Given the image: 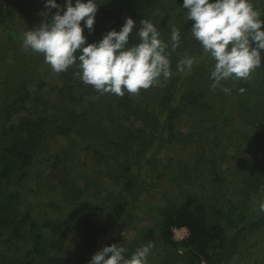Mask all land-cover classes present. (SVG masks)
<instances>
[{
    "label": "trees",
    "instance_id": "trees-1",
    "mask_svg": "<svg viewBox=\"0 0 264 264\" xmlns=\"http://www.w3.org/2000/svg\"><path fill=\"white\" fill-rule=\"evenodd\" d=\"M4 1L7 2V0H0V23L5 21L3 15L6 12L9 13L7 3H3ZM108 2L104 7H98L93 31L89 32L84 26V21H81L86 43L101 40L108 30L119 31L125 23L122 20L123 11H128V15L138 12L139 14L135 16L138 19L142 15L149 17L150 13L157 8L172 9L174 11L173 23L168 25L161 21L156 26L160 33L159 38L162 42L169 44L168 51L171 52V55L168 58L170 61L178 63L175 55L188 53L191 57L196 58V62L187 75H184L185 71H177V68L173 67L170 62L172 75L166 82L161 78L162 84L157 94L150 93L151 87L146 90L141 89L136 95L125 92L123 97L113 98L108 94L98 93L95 102H92L98 107L105 108L107 115H100V117L89 115L88 118L87 113L91 111L88 107H84L76 112L77 121L74 120L73 123L71 118L67 117L69 101L70 103L79 102L81 99L79 93L90 92L89 89L81 91L84 83L76 75L79 61H77V65L70 66L65 72L59 73L57 84L50 85L43 82V85L34 90L32 96L24 86L20 87V91L15 93L10 103L6 101L5 107L8 114L19 111L25 112V114L21 115L17 122L9 124L4 122L0 125V264H88L93 256L92 253H94L92 250L96 238L106 228L102 222V214L105 211L114 210L116 214L114 218L121 219L125 212L126 192L133 190L141 180L145 179V176H150L151 181L152 178L155 179L153 169L156 168L157 160L153 156V143L160 141L167 132H170L174 127L172 124L174 118H178L183 109L191 117L193 112L190 109L194 110L195 106L198 108L199 111H194L193 118L189 119L190 124L194 125L193 128H197L195 135L198 139L216 137L219 123L213 118L216 114L223 113L222 107L218 106L217 110L212 109L209 102L212 97L205 96L204 93L205 90H208L209 94L214 91L211 88L213 79L210 68L212 67L213 71L215 64L210 62L212 58L203 52L200 42L191 34L190 30L194 21H186L187 9L182 7L184 0H168L167 2L164 0H108ZM171 2L173 5L168 8L167 5ZM261 3L263 5L260 8L257 7V4L253 5L254 8L264 12V0ZM73 4H75V0H73ZM126 4L131 8L126 7ZM132 4L134 7L137 4L141 5H137L134 10ZM261 19L264 20V16ZM140 27V24L134 25L133 33L130 34V43L139 42L136 31ZM173 27L180 29L181 35L180 44L174 52L171 51V30ZM262 30H264V26H262ZM80 54L78 50L74 55L78 57ZM262 55L264 58V54ZM205 60H208L209 63L207 64ZM211 61L216 63L213 59ZM257 70L260 76L256 83L250 86L245 84L243 88H238V85L227 87L230 90L227 92L229 93L228 97L235 94L234 109H241V115L238 114L239 118L242 117L254 128L258 124L259 127L264 126V60ZM224 84L226 85V83ZM44 86L45 92H55L62 99H67L68 103L51 108L52 114L32 113L31 109L39 105L36 102L41 96L37 94ZM45 92L43 93L45 94ZM218 96L220 95L218 94ZM176 99L181 102H175ZM29 103L31 105L25 108ZM156 105H159L167 113L164 122L159 121L160 112L156 110ZM180 107L182 108L179 109ZM45 109L49 108L45 107ZM138 122L140 125H135ZM76 123L81 128V138L79 141H72L70 146L72 149L77 148L79 154L84 155H82L84 160L77 165V161L73 159L74 162L69 171L77 169L78 172H81L79 177L71 180L67 176L66 157L60 152L53 151L50 156L52 158L50 167L59 180V184L52 185L51 188L55 192H61L60 189H68L66 192H70L69 200H62L69 206L68 212L65 215L59 214V217L49 216L50 210L56 209L59 203L58 200H48L39 204L42 209L41 216H34L28 211L20 214L14 188L19 187L23 183L22 181L31 175L28 168L33 157L40 153L51 152L49 135L68 137L76 128ZM161 126L163 127L161 128ZM257 132L254 133L255 136L250 137L257 142V154H253V159L247 160L250 162L247 170L244 171L243 181L240 185V194L246 198L237 203L242 211H237L238 207L232 201H227L228 206L224 205L219 210H214V214L221 217L206 216L205 213L196 212L191 207L195 203V197L188 193L182 200L184 202L181 201V205L176 206L175 201H171L164 207L158 208L157 236L151 227L147 228L144 234L140 232L139 240L142 243L138 244L132 241L127 246L126 256L130 257L138 247L154 240L155 236L161 239L162 244L166 245L163 250L165 264H170L171 261H177L180 258L177 253L178 248L183 250V257L186 256L191 261H196L199 257L210 264H219L223 260L222 258L229 257L237 247L238 236L240 237L242 234L241 236L245 237L244 233L248 232L262 237L261 240L256 237L249 247L254 249L258 246V241L264 239V235L262 236L264 233L260 231V229L264 230V215L258 218L244 215L252 214V203L249 206H245V204L254 201L259 194V186L264 185V136H261L262 142H259ZM118 158H120L119 161ZM87 159L90 160L91 164L89 165L91 166L86 163ZM93 169L96 171L91 172ZM170 169L168 172L173 174L177 180H181L179 184L181 186L183 184L182 177L187 174L184 172L186 170L185 162L181 160L175 162L171 169L174 173ZM254 170L257 171V178L253 177ZM162 174L163 172L159 171L156 180ZM37 178L38 175H33L30 180L36 184ZM101 180L104 181L101 182ZM78 181L82 184H78ZM102 183H105V188L102 189L103 196L97 198L99 194L96 191L100 189L99 186L102 188ZM84 187H93L92 201L88 202L82 197ZM57 195L60 197L62 194ZM55 197H57L56 194L51 199H55ZM139 197L140 194L137 193V198ZM150 207L156 208L155 205ZM235 210L236 213L233 214ZM246 218L248 221L246 227L237 228L235 231L230 229L231 223L236 227L237 223ZM220 219H223V225H220ZM181 226L188 229V237L179 242L174 241L171 238V229ZM72 232L76 235L77 242L70 246L71 253L64 255V246L74 241L71 236ZM218 237L222 238V242L229 246L227 252H220L218 248L221 246L220 243L216 247V238ZM229 237L230 240L226 242L224 238ZM12 239L15 240L12 242ZM114 241L115 238L110 237L108 245ZM1 247L3 248L1 249ZM216 249L219 251L214 253L213 251ZM51 250L56 254L52 255Z\"/></svg>",
    "mask_w": 264,
    "mask_h": 264
},
{
    "label": "rangeland",
    "instance_id": "rangeland-1",
    "mask_svg": "<svg viewBox=\"0 0 264 264\" xmlns=\"http://www.w3.org/2000/svg\"><path fill=\"white\" fill-rule=\"evenodd\" d=\"M167 1L168 0H164V2ZM262 1L263 0H250V3L257 4V7L260 8L263 5V3H261ZM56 2L61 6V9L66 10V0H56ZM96 2L100 8L104 7L108 0H96ZM3 3H7V10H9V13L6 12V14L3 15L5 21L0 23V111H2L0 112V125L4 122L7 124L17 122L19 117L25 114V112L22 111L8 114V110L5 107L6 101L10 103L15 93L20 91V87L24 86L28 90V93H31L30 96H32L34 95V90L43 85V82L54 85L57 84L59 80V74L55 73L51 66L45 63L44 54L35 53L31 50L26 51L22 47L23 33L33 27H38L44 19L50 18L51 13H55L57 9H51L49 16L45 17L42 13L48 12V9L45 8L46 0H7V2L4 1ZM129 3L131 4V2ZM172 5L173 3L171 2L167 7L169 8ZM125 6L129 7L127 4ZM136 6L134 7L133 5L132 8L135 10ZM127 12L128 11H123V22L130 16L135 21V25H139L142 19H148L154 22L155 26L161 21L171 25L174 18V11L172 9L164 10L157 8L150 13L149 17L142 15L138 19L135 18V16L139 14L138 12H134L132 15H128ZM61 14H63V12H61ZM83 34H85L84 30ZM262 54H264V50H261V62L264 60ZM185 56L190 55L188 53L182 55L177 53L175 58H177L179 62V60ZM211 60L210 62L215 64V62ZM170 62L173 67L177 68V62ZM205 62H207V64L209 63L208 60H205ZM210 69L212 72V67ZM186 71L187 70H185L184 75L189 74V72ZM259 76L258 70L255 69L246 80L230 77L222 80L219 86H217L214 91H211V94H209L208 90L204 91L205 96L210 95L209 97H212V99H209L212 109L217 110L218 106L222 107L223 113L216 114L213 118V120H218L219 123L216 137L198 139L195 135L197 128H193L194 125L190 124L189 119L193 118V114H195L194 111H199L196 106L193 107L194 110L190 109V111L193 112L191 117L187 114L185 109H183L181 115L178 118L176 117V119L174 118L172 122L174 127L170 132H167L168 135L166 134L160 141L153 143V156L157 160L156 168L153 166L155 168L153 169L155 179L152 178L151 181L150 176H145V179L141 180L133 190L126 192L125 212L123 214L124 217L121 219L118 220L114 218L116 216L114 210H108L102 214V222L106 228L102 234L99 236L97 235L98 237L96 236V242L92 250L94 253L91 252L92 255L101 250L104 246H107L110 237L115 238L112 244L117 243L118 246H123L127 249V246H129L132 241L138 244L142 243V241L139 240V234H144L149 227L153 228L157 236L158 226L156 222L159 215L158 208L164 207L166 203H170L171 201H175V205L179 206L184 202L182 200L188 193L195 197V203L191 207L194 208L196 212L201 211L205 213L206 216L211 215L213 218L221 217L215 215L214 210L217 211L224 205L228 206L226 204L227 201H232V203L238 207L237 211H242V208L239 207L237 203L239 200L241 201L246 198L240 194V185L243 181L244 171L247 170L250 162L247 160L253 159V154H257L258 150L257 142L250 137L255 136L254 133L258 130L257 137L260 139L259 142H262L261 136H264V126L259 127L258 124L254 128L248 121H245L242 117L239 118L241 109H234L233 99H235V94L228 97L229 93H226L223 89L230 85H238V88H243L245 84L250 86L257 82ZM224 83H226V85ZM13 87L14 89H12ZM160 88L161 85H155L152 86L149 91L150 93L153 92V94H157ZM45 89V86L42 87L41 92L37 94L40 95L41 98L36 102V104L39 105L31 109L32 113L38 114L42 112L43 114H52L51 108L60 107L64 103H68L67 99H62L59 95L57 96L55 92H45ZM87 89H89L90 92L84 94L79 93V97L81 98L79 102L70 103L69 101V112L67 117L68 119L71 118L72 123L74 120L77 121L75 116L76 112L84 107H88L91 111L87 113L88 118L89 115H94L95 117L107 115L105 108L98 107L92 102H95L99 92L95 90L93 86L86 84L81 88V91ZM43 92H45V94ZM107 94L110 95V97H116L115 94ZM218 94L220 96H218ZM175 102L178 103L181 101L176 99ZM30 105L31 103L26 105L25 108ZM45 107L49 109H45ZM181 108L182 107L179 109ZM156 110L160 112L159 121L164 122L167 113L163 111L159 105H156ZM135 125H140V122L135 123ZM160 125L162 124L160 123ZM162 127L163 126H161V128ZM80 132L81 128L78 123H76V128L68 137L62 135H49L48 140L50 141L49 147L51 152L35 155L28 168V172L31 175H28L19 187L14 188L17 197L18 212H20V214L28 211L29 214L34 216H41L42 209L39 204L47 202L48 200H58L59 203H57L58 206L56 205V209L53 208L50 210L49 216L59 217V214L65 215V213L68 212L69 206L62 201L69 200L70 192H66L68 189H60L61 192H55L51 188L52 185H58L59 180L55 177L53 174L54 171L50 167L52 162L50 156L53 154V151L60 152L64 155L66 157L65 171L67 172V176L71 180L78 178L81 172H78L77 169L69 171V168L74 162L73 159L77 161V165L81 164L84 160V155L82 154V156L79 154L77 148L72 149L70 143L80 140ZM87 160L86 163L88 166H91L89 165L91 164L90 160ZM119 160L120 158H118V161ZM180 160L185 162L186 170H184V172L187 173L182 177L183 184L181 186L179 185L181 180H177L173 174L168 172L170 168L173 169L175 162ZM94 171H96V169H93L91 172ZM159 171H162L163 174L156 180ZM171 172L174 173V171ZM33 175H38V180H35L36 184L30 180ZM253 177L257 178L256 170H254ZM103 181L104 180H101V182ZM78 184H82V182ZM36 187H38V189H36ZM99 188L100 189L96 191L97 194H99L97 198L103 196L104 191L102 189L105 188V183H102V188L100 186ZM83 190L82 197L88 202L92 201L93 187H84ZM258 191L259 194L254 201L245 204V206H249L250 203H252V214H244L246 217L258 218L264 215V211L260 210V203L264 202V185L259 186ZM137 193L140 194L139 198H137ZM54 194H56L57 197L51 199L54 197ZM57 194L62 195L59 197ZM151 205H155L156 208L150 207ZM235 213L236 210L233 214ZM220 225H223V219H220ZM247 225L248 221L246 218L237 223L236 227L232 223L229 226L230 229L232 228V230L235 231L237 228L246 227ZM175 228H181L182 230L178 235L183 234L186 236V234H188V229L185 226L172 227L171 238L174 241L176 240L174 239L172 230ZM260 231L264 233V230L260 229ZM244 234L245 237H242V234H240V237L238 236L237 239L239 242L237 247L233 250V254L231 253L232 255L230 254L229 257L226 256L227 258L224 256L225 258H222L223 260H221L219 264H264V239L260 241L262 237H258L259 235L253 234V232ZM263 235L264 234H262V236ZM71 236L74 241L64 246V255L70 254V246H73V244L77 242V237L73 232ZM156 236L154 240L144 244V246L151 245L147 264H165V262H163V250H165L166 245L162 244L161 239H158ZM187 237L188 235L185 238ZM256 237L260 239L258 241L259 244L254 249H250L249 246ZM216 239V247H218L219 243L221 245L218 247L220 252H227L229 246L225 244V242H222V238L218 237ZM224 239L228 242L230 237ZM14 240L15 239H12V242ZM21 240L23 241V238H21ZM2 248L3 247H1V249ZM219 249L213 252H218ZM50 253L52 255L56 254L53 250H51ZM177 253L180 258H178L177 261H171L170 264H210L205 259L199 257L196 261H191L186 256L183 257V250L181 248L177 249ZM126 257L129 256L127 255Z\"/></svg>",
    "mask_w": 264,
    "mask_h": 264
},
{
    "label": "clouds",
    "instance_id": "clouds-1",
    "mask_svg": "<svg viewBox=\"0 0 264 264\" xmlns=\"http://www.w3.org/2000/svg\"><path fill=\"white\" fill-rule=\"evenodd\" d=\"M186 21L192 20V36L200 42L203 52L216 61L211 72L212 90L222 80L230 77L247 79L253 70L261 66V50H264V12L254 8L250 0H184ZM42 13L44 19L38 27L23 33L22 47L44 54L45 63L59 74L78 64L76 75L86 85H91L101 95L115 94L123 97L139 94L141 89L161 85L172 75L168 51L169 44L162 42L154 22L140 21L136 31L138 43H130L135 21L127 17L119 31L106 32L94 43H86L81 21L89 32L94 30L98 10L96 0H66V10L56 0H46ZM63 12V14H61ZM180 29L171 30V51L180 44ZM78 57L74 55L77 51ZM195 57L185 56L177 64V70L191 71ZM226 93L230 90L223 89ZM243 91V89H241ZM264 211V202L260 203ZM151 245L138 247L130 257L127 249L117 243L97 251L88 264H147Z\"/></svg>",
    "mask_w": 264,
    "mask_h": 264
},
{
    "label": "built area",
    "instance_id": "built-area-1",
    "mask_svg": "<svg viewBox=\"0 0 264 264\" xmlns=\"http://www.w3.org/2000/svg\"><path fill=\"white\" fill-rule=\"evenodd\" d=\"M178 231V232H177ZM172 232H173V234H174V239L176 240V241H181V240H183L188 234H186V236L185 235H183V234H181V235H178V233L179 232H182V230H181V228H178V229H173L172 230Z\"/></svg>",
    "mask_w": 264,
    "mask_h": 264
}]
</instances>
